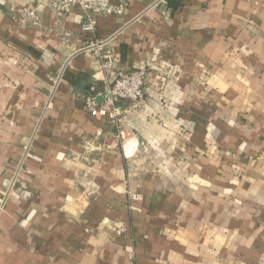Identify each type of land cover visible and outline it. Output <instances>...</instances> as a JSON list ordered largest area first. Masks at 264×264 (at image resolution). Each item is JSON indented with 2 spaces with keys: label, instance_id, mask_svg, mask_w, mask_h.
Wrapping results in <instances>:
<instances>
[{
  "label": "crops",
  "instance_id": "1",
  "mask_svg": "<svg viewBox=\"0 0 264 264\" xmlns=\"http://www.w3.org/2000/svg\"><path fill=\"white\" fill-rule=\"evenodd\" d=\"M7 1L0 264H264V0H128L98 18L111 71L61 45L88 40L78 6L36 26ZM143 68L122 123L90 116L86 98Z\"/></svg>",
  "mask_w": 264,
  "mask_h": 264
},
{
  "label": "built area",
  "instance_id": "2",
  "mask_svg": "<svg viewBox=\"0 0 264 264\" xmlns=\"http://www.w3.org/2000/svg\"><path fill=\"white\" fill-rule=\"evenodd\" d=\"M168 0H159L157 5L166 6ZM75 6L83 13L81 32L88 40L81 46H76L69 32H63L60 37L61 45L70 51V56L79 54L93 55L101 65L102 70H114L119 63L118 55L111 47L113 36L105 39L97 37L98 18L115 17L121 18L129 6L128 0H26L21 9L20 18L23 21L30 20L33 25H41L40 12L43 10L54 14L58 19L64 18ZM0 8H8L17 15L18 8L15 3L0 0ZM147 68L138 70H117L115 79L109 86L99 102L98 96H91L85 100V108L91 117L96 119H107L112 123L119 124L124 121L119 104L130 102L138 107L144 102L145 86L147 80ZM58 82L55 83V86ZM132 200H138V195H131Z\"/></svg>",
  "mask_w": 264,
  "mask_h": 264
}]
</instances>
